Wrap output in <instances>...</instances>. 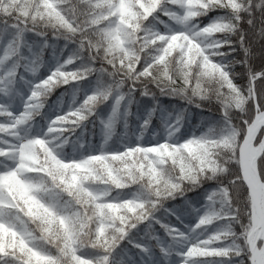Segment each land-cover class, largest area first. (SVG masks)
I'll list each match as a JSON object with an SVG mask.
<instances>
[{"label": "snow or ice", "instance_id": "6c2138e0", "mask_svg": "<svg viewBox=\"0 0 264 264\" xmlns=\"http://www.w3.org/2000/svg\"><path fill=\"white\" fill-rule=\"evenodd\" d=\"M0 264H264V0H0Z\"/></svg>", "mask_w": 264, "mask_h": 264}, {"label": "trees", "instance_id": "16d2710c", "mask_svg": "<svg viewBox=\"0 0 264 264\" xmlns=\"http://www.w3.org/2000/svg\"><path fill=\"white\" fill-rule=\"evenodd\" d=\"M59 95V90L58 91H56L54 94H53V96L51 97V99L52 100H55V98H56V96H58ZM172 103H178L177 101H173ZM189 195H191V194H189ZM179 201H177V203H178Z\"/></svg>", "mask_w": 264, "mask_h": 264}]
</instances>
